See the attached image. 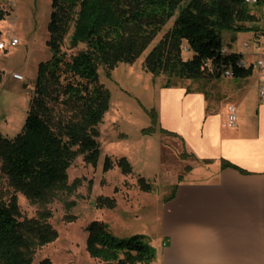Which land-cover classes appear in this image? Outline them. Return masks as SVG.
<instances>
[{
    "label": "rangeland",
    "instance_id": "rangeland-1",
    "mask_svg": "<svg viewBox=\"0 0 264 264\" xmlns=\"http://www.w3.org/2000/svg\"><path fill=\"white\" fill-rule=\"evenodd\" d=\"M186 2L183 0L179 6ZM250 9L260 17L256 25L264 28V1L251 4ZM0 10V42L6 44L0 49V137H13L26 119L39 64L52 58L47 43L51 0H0ZM174 17L134 61L117 62L111 68L98 66V82L108 92L107 109L97 127L100 153L94 164L84 162L81 155L74 158L67 170V185L72 187L53 189L42 202H31L0 171V202L14 198L21 219L46 221L55 233L52 240L34 246L30 264H39L43 259L50 264H162L170 217L165 204L181 180L197 179L191 175L193 170L204 166L188 154L180 138L161 133L163 128L179 135L178 131L191 133L195 138L201 128L195 106L189 107L188 100L183 104V96L175 91L164 90L178 85L184 87V92L202 89L212 104L225 111L232 85L244 82L242 110L248 111L256 101L258 87L264 89V81L258 80L259 69L244 80L226 75L213 80L172 79L175 85L165 87L166 77L146 71L143 59L170 29ZM221 37L226 49L241 53L242 63L250 65L256 60L253 30L222 31ZM12 38L17 44L7 46ZM84 47L69 48L66 35L61 50L68 56ZM261 47L260 55L264 54V42ZM191 55L184 49L183 59ZM15 74L21 78H15ZM70 112L68 105H54L55 119H66ZM106 158L110 167L104 170ZM122 158L126 162H118ZM93 222L103 224L117 239L142 236L153 256L134 263L119 262L123 256L110 261L92 256L86 239Z\"/></svg>",
    "mask_w": 264,
    "mask_h": 264
},
{
    "label": "trees",
    "instance_id": "trees-1",
    "mask_svg": "<svg viewBox=\"0 0 264 264\" xmlns=\"http://www.w3.org/2000/svg\"><path fill=\"white\" fill-rule=\"evenodd\" d=\"M182 1L51 0L47 43L52 58L39 64L21 130L13 137H0V171L15 190L31 202H42L53 189L72 187L67 185V170L76 156L89 164L97 161V127L108 101L107 90L98 82V66L111 68L117 62L134 61L173 16L170 29L143 59L146 71L166 77L165 87L175 85L172 79L213 80L225 71L232 78L252 75V64L242 65L241 53L226 49L221 37L222 31H258L251 4L187 0L180 7ZM66 35L69 48L85 47L67 56L61 50ZM184 49L191 51L190 58L183 59ZM60 104L71 108L66 119L54 118V105ZM105 162L107 170L109 160ZM227 166L231 164L220 162L221 168ZM54 236L46 221L21 219L14 198L0 202V264H30L34 246ZM86 244L92 256L107 261L123 256L119 262L134 263L153 256L142 236L117 239L98 222L89 226ZM39 264L50 262L43 259Z\"/></svg>",
    "mask_w": 264,
    "mask_h": 264
},
{
    "label": "crops",
    "instance_id": "crops-1",
    "mask_svg": "<svg viewBox=\"0 0 264 264\" xmlns=\"http://www.w3.org/2000/svg\"><path fill=\"white\" fill-rule=\"evenodd\" d=\"M252 13L259 24V15ZM257 28L253 54L258 58L264 28ZM263 69L259 82L264 81ZM245 85L233 84L228 95L226 106L236 109L233 126L226 124L227 110L212 104L204 90L184 92L182 85L164 90L175 91L183 96V104L188 100L189 107L195 106L201 120L198 137L182 131L176 135L189 155L211 163L193 170L191 175L197 179L181 180L165 204L170 217L162 264H264V89L250 110L244 111ZM222 160L231 166L221 168Z\"/></svg>",
    "mask_w": 264,
    "mask_h": 264
},
{
    "label": "built area",
    "instance_id": "built-area-1",
    "mask_svg": "<svg viewBox=\"0 0 264 264\" xmlns=\"http://www.w3.org/2000/svg\"><path fill=\"white\" fill-rule=\"evenodd\" d=\"M257 2V0H246V3L248 4H255ZM17 44V40L15 38H12L9 43L7 44V46H15ZM6 46L5 43L0 42V49H4ZM242 65H244L242 63ZM252 67L254 69H259L261 70L262 68H264V54L260 55L253 63H252ZM224 75L226 76H230V73L228 71L224 72ZM15 78H21L19 75L15 74L14 75ZM263 94V88L260 87L259 88V95ZM236 122V109L234 106L232 105H228L227 106V121L226 124L233 126Z\"/></svg>",
    "mask_w": 264,
    "mask_h": 264
}]
</instances>
